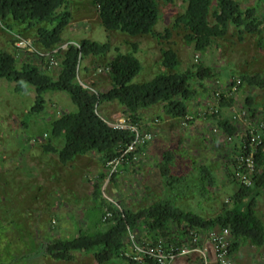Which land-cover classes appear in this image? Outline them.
<instances>
[{
	"label": "rangeland",
	"instance_id": "obj_1",
	"mask_svg": "<svg viewBox=\"0 0 264 264\" xmlns=\"http://www.w3.org/2000/svg\"><path fill=\"white\" fill-rule=\"evenodd\" d=\"M67 1L58 9L67 7L71 14L61 43L50 48L37 42L40 28L50 26L47 22L29 27L13 18L0 19V53L13 54L18 68L32 63L56 80L62 56L54 50L59 53L65 45L82 39L108 44L104 55H89L81 61L78 80L92 92L112 87L108 64L119 52L135 55L142 62L134 83L171 71L163 65L168 49L179 57L177 71L194 70L203 64L211 68L212 77L192 80L196 94L187 101L189 121L168 116L162 102L141 109L137 122L120 102L100 103L97 111L108 123L129 118L141 133L151 134L144 145L138 146L136 161L112 165H106L96 151L69 162L60 159L58 150L65 140L54 136L53 123L64 113L76 110L66 91L45 92L43 109L35 112L37 92L33 85L26 83L19 88L15 81L0 79V255L2 251L11 260L56 238L71 239L81 232L108 229L113 220H104L103 216L109 210L113 217L112 205L139 211L168 195L185 211L206 219L217 216L234 204L236 186L230 169L234 170L246 139L247 120L251 118L256 125L264 122V86L244 82L236 92L229 90L231 80L244 75H258L264 80V0H237L243 8L256 9L260 30L250 33L231 25L224 36L215 38L202 51L186 38L188 30L180 22L184 0H159L160 19L151 35L107 29L93 0ZM218 90L224 100L219 112L212 114L211 108L218 105ZM221 119L234 125L233 135L225 131ZM168 151L174 155L172 172L182 177L171 188L159 167ZM258 167L261 169L260 164ZM96 184L101 196L95 193ZM256 211L264 221V189ZM144 231L143 226L136 228L134 242L131 232L127 233V257L137 255L136 245L154 243ZM199 236L203 241L208 231ZM241 244L244 248L255 246L250 241ZM261 247L256 259L264 262L258 257H264ZM74 256L71 261H63L46 255L31 261L15 260L13 264H100L93 252H76ZM194 257L184 261L199 264V257ZM104 264L136 263L115 258Z\"/></svg>",
	"mask_w": 264,
	"mask_h": 264
},
{
	"label": "trees",
	"instance_id": "obj_2",
	"mask_svg": "<svg viewBox=\"0 0 264 264\" xmlns=\"http://www.w3.org/2000/svg\"><path fill=\"white\" fill-rule=\"evenodd\" d=\"M93 1L98 6L99 16L107 29L121 30L131 35L155 33V26L160 19L159 0ZM184 1L186 7L180 22L188 30L186 38L199 51L206 49L215 38L224 36L231 25L250 33L260 30L261 21L256 16V9L243 8L237 0ZM67 4V0H0V19L5 21L13 18L29 27L47 22L50 26L40 28L37 42L44 47L52 48L61 43V33L70 21L71 14L67 7L58 11L61 6ZM108 50V44L91 39L69 44L68 48L56 52L62 56L61 70L56 80L42 74L32 63H24L18 68L13 54L7 51L0 53V79L15 81L19 88H23L26 83L33 85L37 92L33 109L35 112L43 109L45 92L66 91L71 96L76 110L57 118L52 131L55 137L65 140L63 147L58 150L63 162L96 151L107 165L108 161L117 158L125 145L132 140L133 133L130 130L110 126L98 113L100 103L120 102L137 122V113L141 109H148L162 102L168 116L185 119L189 115L187 101L193 99L196 94L191 84L192 80L212 77L211 68L203 64L194 70L177 71L180 65L179 57L174 50L168 49L164 52L163 65L171 71L158 73L143 83H134L133 79L142 69V62L135 55L119 52L108 64L113 79L112 87L105 92H92L78 80L81 61L89 55H104ZM244 82L264 86L263 78L258 75H244L240 86ZM222 99L224 100L221 92L216 105L218 111L212 114L219 112ZM220 124L230 135L235 133L234 125L226 120L221 119ZM241 154L242 149L238 156ZM172 157L173 152L165 153L159 166L161 174L167 177V186L170 188L182 179L172 172ZM255 159L257 168L250 185L238 180L235 167L234 170L230 169V176L234 178L236 186L232 198L234 204L213 218L206 219L181 209L168 195L139 211L121 210V205H112L113 217L111 215L107 220L111 218L113 223L108 229L81 232L71 239L56 238L45 244V247L38 245L32 253L22 254L13 260L8 258V254L3 255L1 251L0 264H13L15 260L31 261L46 255L55 260L71 261L75 258L76 252H93L100 264L108 263L115 258L136 264H156L147 258L138 262L126 256L127 233L129 229L136 231L139 225L143 226L144 232L151 236L154 243L162 239L165 244L182 243L191 240L192 232H209L214 228L229 227L232 237L231 252L241 241H250L253 245L262 246L264 221L257 214L256 205L258 196L264 189V137ZM236 164L237 161L234 166ZM259 164L261 169L258 167ZM204 171L207 172L206 169ZM100 189L99 184H96V195L101 196ZM145 245L144 242L143 246ZM196 257L198 256L194 258Z\"/></svg>",
	"mask_w": 264,
	"mask_h": 264
},
{
	"label": "built area",
	"instance_id": "obj_3",
	"mask_svg": "<svg viewBox=\"0 0 264 264\" xmlns=\"http://www.w3.org/2000/svg\"><path fill=\"white\" fill-rule=\"evenodd\" d=\"M69 44H77V42H71ZM69 44L64 47L67 48ZM58 49L54 50L56 53ZM241 84V78L234 79L231 85V92H236ZM84 85V84H83ZM86 86V85H84ZM221 91L215 92V98L219 99ZM218 111V107L211 108L210 113ZM131 118V117H130ZM185 119H190L188 115ZM247 125V138L245 139L242 147V154L237 156V164L235 166L236 176L243 183L252 184V175L256 172L257 163L255 155L259 152L260 146L263 141L262 130L264 131V122L256 125L251 118H248ZM114 128L127 129L133 133L132 140L125 145L121 154L108 161L107 164L112 165L124 160L136 161V150L138 146L144 145L150 138V133H141L140 129L130 122L129 118H125L118 123H108ZM112 215L111 211L106 210L103 216L104 220H107ZM131 232L134 242L135 234ZM191 240L182 243L165 244L164 240H159L158 243H146L145 246L136 245L137 255H129L134 261L141 262L145 258L152 260L156 264H173L180 257L192 258L198 256L200 258L199 264H235V260L232 257L231 252V230L229 227L214 228L208 232L207 243L203 244L199 233L192 232L190 234ZM214 255L213 259L211 254ZM256 264H264L258 262Z\"/></svg>",
	"mask_w": 264,
	"mask_h": 264
},
{
	"label": "crops",
	"instance_id": "obj_4",
	"mask_svg": "<svg viewBox=\"0 0 264 264\" xmlns=\"http://www.w3.org/2000/svg\"><path fill=\"white\" fill-rule=\"evenodd\" d=\"M207 241H208L207 238H203V244H206ZM242 245L243 244L240 243V245L237 248H235L232 252V257L235 260V264H256L258 262H261V261L256 259V251H258V249L261 246L256 247V245H255V246L250 247V248H244V247H242ZM261 248H264V247H261ZM126 253H128L127 244H126ZM210 254H211V258L213 259L214 255L212 254V252H210ZM258 257L260 258V260H264V257L263 258L261 256H258ZM184 258H187V257H180L173 264H188V260L186 263L184 261ZM187 259H191V258H187ZM262 263H264V262H262Z\"/></svg>",
	"mask_w": 264,
	"mask_h": 264
}]
</instances>
